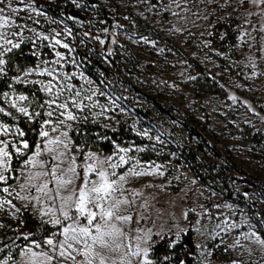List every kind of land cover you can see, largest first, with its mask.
I'll return each instance as SVG.
<instances>
[{
    "label": "rangeland",
    "instance_id": "rangeland-1",
    "mask_svg": "<svg viewBox=\"0 0 264 264\" xmlns=\"http://www.w3.org/2000/svg\"><path fill=\"white\" fill-rule=\"evenodd\" d=\"M67 5L72 8L70 20L64 13L53 16L48 10L53 8L60 13ZM11 6L18 11L11 13L7 4H0L6 9L4 15L11 16L10 25L0 28V32L6 33V39L13 43L29 44L30 52L36 55V62L13 75L9 88L0 97V107L12 114L6 116L0 112V124L10 129L7 134H0V142H9L7 150L10 155L18 156L12 145L20 146L24 140L15 132L16 128L20 129L18 122L25 120L31 123L41 109L42 121L50 119L53 122L46 128L58 126L57 132H50V136L67 131L69 148L79 149L75 152L80 166L77 168L79 177L83 176V166L91 162L85 160L86 155L100 159L112 156V162H118L119 156L125 153H118L117 148L129 149L126 159L130 158L128 164L115 169L118 175H127L132 167L138 172L152 173L128 176L124 184L125 192L116 194L131 202L121 205L119 214L130 215L132 220L116 222L124 233L116 239L120 245L118 250L97 249L106 257V264H143L144 260L161 264L165 256L159 260L153 258L151 246L162 236H167L171 244H175L187 230L191 240L186 238L184 241L195 253L194 264L248 261L264 264V239L246 208L223 199L200 184L185 164L177 162L179 158L162 132L138 118L124 101L129 99L134 104L143 103V94L150 93L166 107L174 104L184 108L199 121L197 128L204 135L215 132L217 144L228 149L231 159L249 175L264 182V6L258 8L250 0L245 3L241 0H75V3L74 0H12ZM96 6L102 7L104 12L97 13ZM230 14H234L238 21L236 42L231 47L236 57L232 51H216L209 40L213 22ZM44 36L48 39H42ZM56 40L68 47H61V44L55 43ZM9 48L12 49V45L0 39V53H3L0 59L5 60L4 55L8 52L5 50ZM81 53L99 61L106 71L97 77L89 76L80 61ZM3 72L4 69L0 74ZM116 73L122 74L130 84L117 80ZM16 83L35 84L43 93V99L37 101L35 97L16 90ZM49 85H53L51 93L45 90ZM4 93L8 96L5 97ZM19 95L28 97V100L17 101V104L28 108L31 119L11 107ZM52 100L56 104H66L67 112L76 119L59 124L64 120L61 113L65 109L57 108L55 104L49 108L47 102ZM48 111L53 112L52 117L47 115ZM172 115L173 118L166 117L163 121L172 127L171 131L175 129L182 140H187L179 124L182 118ZM79 122L96 123L109 129L123 122L147 142L119 145L111 153L84 148L83 145L73 144L70 137V131ZM159 123L165 128L162 122ZM244 127L250 132L259 131L261 142L248 140ZM39 131L40 126L35 145L41 140ZM191 143L187 140V144ZM59 150H63L62 146ZM22 151L25 153L26 150ZM149 151L158 156L168 155V158L146 160L143 157ZM54 154L47 153L39 159L55 165L56 162L51 160ZM30 155L32 152L15 170L11 167L9 172L4 173L8 177L7 183H0V189L9 187L8 193L0 191V241L2 233L8 229L3 219L22 225L23 210L42 223L51 216V213L41 216V211H46L49 203L46 197L37 202L21 200L17 196V193L37 195L34 188L21 191L20 187L28 183L30 172L40 171L31 165L23 166ZM72 155L73 152L69 151L68 158ZM205 156L210 157L208 153L198 155L201 160ZM61 167L67 168L68 163ZM104 168L108 172L113 171L108 165ZM81 183L82 179L77 178L76 186ZM232 186L234 192H240L243 187L248 189L246 198L255 200L257 215L264 223V203L255 197L253 188L237 181H232ZM209 199L214 201L215 216H211L207 209ZM59 207L57 201L53 210L57 211ZM56 232L58 227H54L52 233ZM253 232L256 235H251ZM46 237L27 242L15 255L10 250L0 258V262L28 264L26 250L46 251ZM213 240L217 241L215 245L226 247L235 260L216 261L211 255ZM34 242L42 247L35 248ZM145 249L148 252L146 257ZM137 251L140 253L138 256L134 255ZM94 264H98V258Z\"/></svg>",
    "mask_w": 264,
    "mask_h": 264
},
{
    "label": "trees",
    "instance_id": "trees-1",
    "mask_svg": "<svg viewBox=\"0 0 264 264\" xmlns=\"http://www.w3.org/2000/svg\"><path fill=\"white\" fill-rule=\"evenodd\" d=\"M71 9V6L67 5L63 7L60 13H57L53 8L48 10L53 16H60L61 13H64L67 19L70 20L69 12ZM95 10L97 13L104 12V9L100 6H96ZM107 20L110 21V19ZM113 22L119 24L116 19H113ZM237 23L238 21L234 14L224 16L222 19H216L213 22L209 40L211 46L216 51H232L231 53L236 57V52L231 50V47L236 42ZM81 56L80 61L89 76L97 77L101 75V72L106 71L105 67L90 55L81 53ZM4 58V72L0 74V97L2 92L9 88V83L13 75L23 70L26 66L33 65L36 62V55L30 52L29 44L26 43H20L19 48H12L11 51L6 52ZM219 61H221V58H219ZM115 78L123 84H130L120 73H116ZM205 78L208 82L209 77L207 76ZM14 88L29 96L35 97L37 101H41L44 97L43 93L35 84L23 85L16 83ZM142 100L143 103L134 104L131 100L124 99L138 118L145 123L155 126L162 132V136L168 141L170 147L174 150L173 152L179 158L177 162L185 164L200 184L219 194L223 199L244 206L251 219L257 224L259 233L264 239V223L261 222L260 217L257 215L255 200L250 201L246 198L248 193L246 187H243L240 192H234L232 181L242 182L252 187L255 197L260 199L262 203H264V182L249 175L231 159L228 149L225 146H219L217 144L218 136L215 132L210 131L208 135H204L197 128L199 121L184 108L174 104H169L166 107L150 93L143 94ZM172 114H177L182 118L179 124L186 133L187 140L192 141L190 145L187 144L186 139L182 140L181 135L175 129L171 131L173 130L172 127L163 121L166 117L173 118ZM43 119V112L40 109L39 115H36L31 123L25 120L18 122L20 129L25 133L23 139L29 143L31 148L27 149L23 155H12L11 167L13 170L33 151L37 138V130ZM159 122H162L165 128L169 129L166 130L163 128ZM244 133L248 140L255 143L261 142V133L259 131L250 132L247 127H244ZM70 137L75 145H83L84 148L96 149L105 153L113 152L119 145L129 143L141 145L147 142L131 126L123 122H119L113 129L103 127L96 123L79 122L70 131ZM206 153L210 157L205 156L202 160L199 159V154ZM143 158L146 160H163L168 158V155L158 156L149 151L144 154ZM213 204L214 201L212 199L207 201V209L211 216H215ZM21 220L22 225H18L8 219H3L8 229L2 233L3 236L1 235L0 258L10 250L15 255L22 245H25L29 241L40 240L54 230L53 226L40 222L26 210L21 212ZM27 233H31V235L28 239H25L24 234ZM186 238L191 240L189 230L175 244H171L170 238H167V236H162L151 246L150 254L156 260L165 256V259L160 261L161 264H194L195 253L191 251L190 246L186 245L184 241ZM216 242V240L211 242V246H213L212 257L218 262L234 261L235 259L230 251L222 245H215ZM235 264H254V261H248L246 263L236 262Z\"/></svg>",
    "mask_w": 264,
    "mask_h": 264
},
{
    "label": "snow or ice",
    "instance_id": "snow-or-ice-1",
    "mask_svg": "<svg viewBox=\"0 0 264 264\" xmlns=\"http://www.w3.org/2000/svg\"><path fill=\"white\" fill-rule=\"evenodd\" d=\"M242 3L247 0H241ZM256 7L264 6V0H250ZM75 3V0H74ZM0 4H7L11 13H16L18 10L12 7V0H0ZM77 7L80 5L77 3ZM5 8L0 7V28H6L10 25L11 16H5ZM71 18V17H70ZM6 33L0 32V39H4L5 43L11 44L12 48H19V43H13L6 39ZM16 35V33H12ZM42 39H48L47 36ZM56 44H61L59 40L55 41ZM103 44L104 42L101 41ZM61 47L67 48L65 44H61ZM5 51H11V48ZM3 53H0L2 56ZM60 57V54L57 53ZM63 59V57H60ZM5 64V60L0 59V66ZM3 68L0 67V72ZM19 82V78H17ZM53 85L46 87V91L51 93ZM78 96L79 93H76ZM7 97L8 94L4 93ZM234 99V97H233ZM28 100L25 95H19L12 102L11 107L15 108L17 112L23 114L25 117L31 119L28 108L26 106H18L17 101L23 102ZM48 107L52 108L55 104L57 108L65 109L61 115L64 116V120L59 121V124H64L65 121L75 120L76 117L67 112L66 104H56L55 100L48 101ZM74 103V101H73ZM43 107V105H41ZM0 112L4 115H12L6 112L4 108L0 107ZM39 115V113H36ZM49 117L53 116L52 111H48ZM52 120H44L40 125V131L38 133L41 138L40 142L35 145V149L32 151V155L28 156L27 160L23 162V166L27 167L31 165L33 168H38L40 171L35 173H29L28 183L22 184L21 191H25L29 188H34L37 195H20L17 196L21 200L37 202L41 201L42 197H46L49 202L46 211H41V216H51L48 220L44 221L46 224H51L54 227H58V232L51 233L44 240V245L48 246L46 251L35 252L32 248L26 250L28 254V264H94L98 258V264H106V257L102 255L97 249H105L108 251H116L120 245L116 243V239L124 235L121 229L117 226L116 222H130L132 217L130 215H120L121 205H128L131 202L127 199H121L116 194L125 192L124 184L128 176H141L146 174L143 171H136L135 167L128 170L127 175L117 174L115 169L122 167L129 163L130 158L126 159L129 149L117 148V152L125 153L120 155L118 162H112L113 157L109 156L104 159H100L91 154L85 156L86 161H91L83 166V176L79 177L77 168L80 167L77 164L75 152L79 149H70L68 138V132L62 131L58 136H50V132H57L58 126H52L46 128L48 125H52ZM10 129L0 124V134H7ZM20 137H24L25 133L19 128L15 129ZM3 146H0V183H7L8 177L4 173L11 170L12 156L8 149V141L0 142ZM57 146V147H52ZM62 146L63 150H59ZM13 149L18 155H23V150L30 149L31 146L26 140L20 142V146L16 144L12 145ZM143 149H137L142 151ZM72 151L73 155L68 158V152ZM47 153H55L51 160L55 161V165L49 163L48 160L39 159L42 155ZM115 155V153H114ZM68 163L67 168H62L61 165ZM104 165H108L113 171L108 172ZM162 175V173H161ZM49 178V179H42ZM77 178L82 179V183L76 186L75 181ZM34 180H40V183H32ZM52 184L53 187H49ZM71 186V187H70ZM5 193L9 192V187L0 189ZM139 195V193H133ZM59 201V215L57 211L53 210V206ZM4 203H10L4 201ZM31 233L24 234V238L28 239ZM251 235H256L254 232ZM62 237V238H57ZM179 236H177V240ZM259 240V238H258ZM115 245V247H113ZM79 246V247H78ZM35 248H41L40 243L34 242ZM134 255H140L139 251ZM148 255L147 249L144 250V256ZM77 257H82V260H78ZM0 264H7V262H0ZM143 264H151L150 261L144 260Z\"/></svg>",
    "mask_w": 264,
    "mask_h": 264
}]
</instances>
